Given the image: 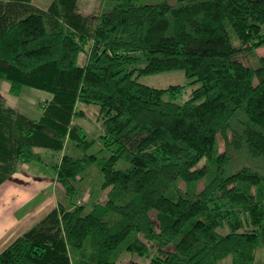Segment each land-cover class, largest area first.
I'll return each instance as SVG.
<instances>
[{"label":"trees","instance_id":"trees-1","mask_svg":"<svg viewBox=\"0 0 264 264\" xmlns=\"http://www.w3.org/2000/svg\"><path fill=\"white\" fill-rule=\"evenodd\" d=\"M113 1L84 13L78 0H0V79L51 94L35 116L0 99V185L46 154L68 195L94 163L103 178L101 198L59 203L0 264H254L264 54L248 53L264 47V0ZM174 69L199 83L182 102L181 86L139 80ZM80 103L97 107L108 156L88 153Z\"/></svg>","mask_w":264,"mask_h":264},{"label":"rangeland","instance_id":"rangeland-1","mask_svg":"<svg viewBox=\"0 0 264 264\" xmlns=\"http://www.w3.org/2000/svg\"><path fill=\"white\" fill-rule=\"evenodd\" d=\"M51 1L52 0H31L33 4L42 8H46ZM168 1L176 2V0ZM113 2V0H78V7L79 10L84 13H91L93 11L96 12L98 10H106L113 5ZM254 54L263 55L264 47L257 49L256 52L248 53V55H251L250 59L248 58L249 61L256 60V56H254ZM139 80L142 83L157 88H167L170 85L181 86L180 94L178 96V101L180 102L187 99L192 90L199 86V83L193 82V78L188 77L183 69L167 70L157 73H145L140 75ZM9 86V82L0 79V99L17 109L27 112L31 116H35L39 113L40 102L51 95L47 91L29 86H24L22 91L16 95L10 92ZM78 107L86 110V117L79 119L78 122L83 126L89 136L94 138V143L88 149V153L97 154L99 158L108 156L110 151L102 149L103 143L102 139L99 137L101 133V118L99 117L96 109L97 107L85 103H80ZM39 162L48 166L49 164H52V158L49 154H46ZM35 163L37 162L33 161L31 164ZM125 166L126 162L123 160H119L115 164L116 168H123ZM37 170L41 173L46 171L45 168H39ZM17 171H19V169ZM102 182L103 178L99 171V164L94 163L82 174L81 177L75 180L76 189L72 195H68L62 190L58 193V195L61 196L62 203H64L67 207L73 206V203L78 202V200L84 201V204H87L88 197H90L91 194H93L92 200L102 197ZM134 256L139 259L137 255ZM141 259L143 260V258ZM127 261L128 257H123L119 264H127Z\"/></svg>","mask_w":264,"mask_h":264},{"label":"crops","instance_id":"crops-1","mask_svg":"<svg viewBox=\"0 0 264 264\" xmlns=\"http://www.w3.org/2000/svg\"><path fill=\"white\" fill-rule=\"evenodd\" d=\"M39 168L46 171L41 173ZM61 190L65 192L52 164L47 166L41 162L22 164L19 171L0 185V253L62 203L58 195ZM220 264H230V259ZM254 264H264V246L256 250Z\"/></svg>","mask_w":264,"mask_h":264}]
</instances>
